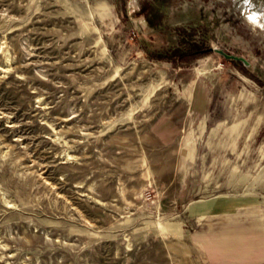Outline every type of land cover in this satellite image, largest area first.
<instances>
[{
  "label": "rangeland",
  "instance_id": "374dc122",
  "mask_svg": "<svg viewBox=\"0 0 264 264\" xmlns=\"http://www.w3.org/2000/svg\"><path fill=\"white\" fill-rule=\"evenodd\" d=\"M0 264H264V0H0Z\"/></svg>",
  "mask_w": 264,
  "mask_h": 264
},
{
  "label": "water",
  "instance_id": "95a60500",
  "mask_svg": "<svg viewBox=\"0 0 264 264\" xmlns=\"http://www.w3.org/2000/svg\"><path fill=\"white\" fill-rule=\"evenodd\" d=\"M211 51H214V52L219 53L220 55H222V56L225 57L226 59L234 60V61H240V62H242L245 66H249V65H250L249 61H248L245 57L238 56V55H233V54H229L228 52H226V51L223 50V49H211Z\"/></svg>",
  "mask_w": 264,
  "mask_h": 264
}]
</instances>
